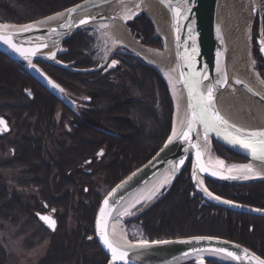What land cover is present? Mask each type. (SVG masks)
<instances>
[{"label": "trees", "instance_id": "obj_1", "mask_svg": "<svg viewBox=\"0 0 264 264\" xmlns=\"http://www.w3.org/2000/svg\"><path fill=\"white\" fill-rule=\"evenodd\" d=\"M80 1L82 0H0V23L32 22ZM128 26L135 38L141 40L143 44L162 49V40L156 36L152 22L145 14L135 18ZM91 44L92 37L88 36L86 31L77 32L64 41V52L58 60L73 61L75 67L82 69L95 67L97 62L93 57ZM124 57L120 67L113 71L116 74L115 78L111 79L102 72L73 74L54 66L50 67L51 74L61 78L64 84L82 86L91 95L93 106H96L93 112L96 116L93 121L99 126L114 131L124 140L125 144L118 146V149L120 147L122 149L118 154L120 157L114 160L115 165L105 169L107 182L110 185L119 182L121 178L147 162L163 145L173 123L174 107L165 81L139 57L133 55ZM19 67L0 54V89L4 97H10L6 92H9L8 89L13 88V85L24 87L31 82L26 74L20 73ZM260 76L264 80V74ZM17 93L18 99L26 98L21 90ZM116 144L119 145L118 142ZM89 155L88 151L83 149L71 154L65 166L61 163V177L69 181V177L76 174L75 165ZM211 155L224 160L227 164L246 162L244 158L215 142L212 144ZM17 156L18 165L24 167L19 177V180L23 181L28 177L27 163L31 162L34 155L22 153ZM189 171L190 161L169 190L162 191L149 202L140 205L134 215L124 219V223L127 226L132 223L139 225L138 227L149 240L196 235L228 239L247 247L264 259V218L202 204L199 196L192 193ZM203 181L205 186L217 196L235 203L264 209V181L241 186L221 185L207 179ZM66 184L63 188L68 191L71 186ZM48 189L49 185H45L44 192L42 191L39 197L32 196V201L29 202V197L23 199L19 195L9 196L0 187V221L15 223L23 233L25 228L32 229V233L30 232L26 238L27 241L45 239V237L51 240L49 253L52 255L56 251L57 254L37 264H106L107 258L94 239L93 227L96 208L101 197L97 195V198L91 200L92 196L89 195L93 194L92 187L88 186V190L84 191V187L81 186L79 194L83 198L79 203H75L72 198H68L66 192V198L61 201V210L72 213V222L69 223L71 230L67 231L65 228L69 225L64 219L58 218L57 230L51 233L33 213L35 207H42V201L50 203L51 197L45 193ZM61 242L65 243V247L67 246V250L62 251L64 253L62 259ZM4 255L5 253L0 249V264H10L5 261ZM92 259L97 262H91ZM208 260L211 261L207 262L209 264H227L212 262L213 259ZM186 263L195 262L178 264Z\"/></svg>", "mask_w": 264, "mask_h": 264}, {"label": "water", "instance_id": "obj_2", "mask_svg": "<svg viewBox=\"0 0 264 264\" xmlns=\"http://www.w3.org/2000/svg\"><path fill=\"white\" fill-rule=\"evenodd\" d=\"M143 1H151L159 6L161 11L164 13V30L166 33V38L169 41L171 53H172V64H171V76L174 82V85L180 87L183 92V106L180 114L178 115V119L175 116V104L173 98L172 103L174 106L173 112V123L172 129L174 126L177 127V130L180 129L179 121L184 119L185 114L187 112V104H188V95L187 90L184 88L182 83H177L181 79L180 73H187L189 69L186 66V63L181 59V57L187 52V54H192V47L195 46L196 53L194 55L195 64L193 68L197 71H206L209 80H206L204 83L207 84L210 81H215L216 79H220L223 81L224 73L227 75V83L223 84L220 87H217L215 90V105L216 109L220 112V114L228 120L229 124H235L237 127L244 128L247 130H257L264 129V122H244L238 121L233 116L229 115L224 106L220 102V95L223 93L228 86L235 87L242 92L246 93L253 100L258 102L260 105L264 106V94L250 85L240 74L231 69L228 62V41L226 38V30L221 20L219 4L221 0H190L189 7L191 8V12L188 15L187 19H182L179 17L174 18L173 8H175L179 2V0H94V5L89 4L87 8L80 9L77 12L72 13L70 16L66 9L74 7L77 4H84L85 0H82L74 5L66 7L58 12H63L64 15L56 20L48 21L46 24L37 25L33 29L28 32H20L19 28L22 25L34 23L37 21L44 20L49 16H53L58 13L55 12L43 18L37 19L32 22H27L24 24H5L10 27L8 29H3L5 32H13L17 33V35L13 36V42L17 43L18 46H22L27 49H31L37 47L40 44L47 45L46 47H41L37 51L36 55L31 57V62L40 69L47 78H50L56 84L59 85L53 78H51L47 73H45L38 65L37 62H41L44 64H48L59 69H63L69 71L71 73H90L93 71H97L100 68L96 69H76L73 67L72 63H63L58 61V57L64 52L63 43L73 34L93 28L98 26L99 24L106 22L117 21L123 27H125L131 36L138 42L142 49H154L151 48L141 42V40L136 39L135 36L131 33L128 24L132 22L135 18L139 17L142 14H145L153 26L156 27L153 19L147 14V12L139 9L136 5H141ZM245 4H248L249 0H242ZM251 2V10H250V24L248 26V36H249V44L251 49L253 47L252 44V29L254 25L255 18L259 11V0H250ZM171 5V7L169 6ZM131 18L125 20L126 14H133ZM94 16L95 20L90 21L87 26L78 27V22L80 19ZM69 23L71 27L61 28V24ZM189 25H191V36L195 38L194 42L189 38ZM57 29L56 33L50 32V29ZM157 29V27H156ZM178 29V31H177ZM158 30V29H157ZM159 33V32H158ZM177 36L180 37L179 41L177 40ZM162 40V44L165 42V37L163 35L158 34ZM260 44V41H258ZM125 50L131 52L136 57L141 58L144 62H146L150 67H152L161 77V73L157 70L156 67L152 66L147 62L144 58H142L139 54L135 53L131 49L121 46ZM263 47L261 46V49ZM159 51V49H154ZM52 53H55V57H52ZM261 53L264 57V51L261 50ZM0 54L5 56L7 59L18 64L27 74H29L41 87H43L52 97L56 100L61 101L66 106H71V100L66 96V91L64 88L63 92H60L59 89L53 88L49 83L45 76H42L39 72L35 71L33 68L29 66L27 60H25L18 52L14 51L9 45L0 41ZM221 69V72L218 73L217 69ZM162 79L166 82V80L162 77ZM236 81H242V83H237ZM251 89V90H249ZM256 93H259L257 95ZM172 129L169 136L172 134ZM199 133V137L197 136ZM168 136V137H169ZM168 137L163 143V145L156 151V153L143 165L129 173L126 177L117 182L103 197L101 200L94 217V237L97 242V245L101 252L107 258V263L109 264L111 260V253L107 249V247L103 244L100 236V232L97 228V220L100 218V208L103 207V201L106 197H108V193L112 192L113 189H117V186L121 187L117 189V193L114 197L109 198L110 205L113 204L114 200H119L120 196H123V200L120 201L119 204H116L113 207V217L120 209V207L130 198L132 195L140 193L144 190H147L149 187L158 183L159 189L154 197L162 193V191H167L173 185L175 180L180 176L187 163L190 161V171H189V180L192 187V193L197 194L206 205H213L222 209H225L230 212L245 214L250 216H256L264 218V209L247 206L240 203L227 204L223 201L227 200L222 198L221 200H216L213 197L208 196L204 192L205 184L202 186H198V181L200 179H207L217 184L227 185V186H241L248 184H255L264 181V172L260 174H255V170L253 173H245L249 178L243 179H229L225 178L229 176L227 172V165L225 163V169L222 170V175L213 176L211 172L215 170V160L217 158L212 157L211 150L213 142L222 146L223 148L233 152L234 154L244 158L247 163H251L253 168L255 165L258 167L264 168V161L253 160L250 153L241 148L238 145L229 144L223 136H218L215 132L209 133L208 143L205 145L203 140V130L202 126H197L195 132L191 134V143H186L183 139H178L170 144L167 148H165V144L168 141ZM191 144H198L199 150L201 151L200 160L205 165H210L208 172H201L197 165V149L193 148ZM164 149V151H161ZM159 153V155H157ZM183 159L184 163L182 165L179 164V161ZM169 162L176 163L178 165V170L173 175L172 173V165ZM195 172L196 179L193 178V173ZM135 174V175H134ZM232 175H236V173H232ZM131 177V179H129ZM169 179V183L165 184L163 187H160L161 182L165 179ZM127 181V183H125ZM204 182V181H203ZM207 188V187H206ZM208 189V188H207ZM209 192H211L208 189ZM214 194V193H213ZM216 195V194H214ZM217 196V195H216ZM153 197V198H154ZM152 198V199H153ZM151 199V200H152ZM150 201V200H148ZM144 202V201H143ZM259 210V211H258ZM41 216H50L48 214H38V219L43 223V225L51 232H55L58 224L56 219L51 217L56 222L55 229L51 228L45 221L41 220ZM113 218L110 217L108 219V223L106 226L107 232L109 234V238L112 239L116 243L124 244L126 241H117L113 239L110 235V225ZM202 236V235H196ZM194 236L181 237L175 239H161V240H169V241H178L184 239H190ZM213 237L212 240H203L199 242H194L192 245L181 244V243H170V244H160V245H152L149 248L142 250H134L135 258L131 260V264H178L184 261H194L196 264H200L203 261L205 264L206 259L218 260L220 262H224L227 264H249L248 260H240L237 261L228 257L226 254H217L212 251H208V249L224 247L231 251L237 252V254L242 255L241 249L247 248L239 243L233 242L228 239ZM159 241V240H154ZM151 243V241H149ZM239 245L240 248H236L235 246ZM195 247L200 249V253L197 255L195 253H190L188 256H184L183 253L189 251L190 248ZM248 249V248H247ZM250 253H255L248 249ZM256 254V253H255ZM133 254H130L132 256ZM257 255V254H256ZM259 256V255H257ZM263 259V258H262ZM251 264H255V261H251Z\"/></svg>", "mask_w": 264, "mask_h": 264}, {"label": "flooded vegetation", "instance_id": "obj_3", "mask_svg": "<svg viewBox=\"0 0 264 264\" xmlns=\"http://www.w3.org/2000/svg\"><path fill=\"white\" fill-rule=\"evenodd\" d=\"M252 30V54L255 61V68L258 74H264V57L261 53V46L264 48V44L261 43V41H264V0H261ZM86 33L92 37L93 41V35L89 31H86ZM258 41H260V44ZM127 55L131 54L117 51L110 54L102 62L97 59L96 53L94 52L93 57L97 65L91 69H100L90 73L102 72L109 79L115 78L116 74L113 71L120 67L121 61ZM112 60H116L118 63L112 67H108ZM61 62L72 63L74 68L82 69L75 67L73 61H64L61 59ZM37 65L64 88L66 96L71 100L72 104L69 107L61 103V101L56 100L29 74L19 67L20 73L26 74L31 82L24 87L17 84L13 85V88L8 89L9 92H6L10 94L9 98L4 97L0 89V117H3L7 122V130L0 131V170H17L22 175V169L24 167L20 164L18 165L17 155L22 153L33 154L34 157H32L31 162H28L26 166L28 177L23 179V181L17 178L14 180V184L30 191L31 194L28 196L29 202L32 201V196L39 197L43 191V187L49 185V189L45 193L52 198V201L49 204L42 201V207H35L33 213L36 218H38V214H48L57 221L58 218L63 217L61 216V199L66 193L63 190L64 184L66 183H68L66 185L71 186L67 192L70 194L73 193L70 195V199L72 198L71 200L75 203H79L83 198L79 194L81 186L84 187V191L88 190V186L92 187L93 194L89 195L92 196L91 200L98 196L101 197V200L103 199L109 189L116 184H108L105 169L112 168L111 166L115 165L114 160L116 157H120L118 154L122 149L121 147L118 149V146H122L125 143L114 131L99 126L93 121L96 116L93 115L96 106H93L91 95L82 86H68L61 82V78L51 74L50 67L52 66L40 62H37ZM18 90H21L26 98L22 97L18 99ZM29 92L31 95H29ZM107 121H109V118ZM101 143L102 145H100ZM82 149L87 150L90 155L75 165L76 174L69 177V181H66L65 178L61 177V163L65 166L67 158H70L71 154H75ZM101 150H103L102 155H100ZM98 176L103 181V193L97 190ZM72 187H74V190L71 189ZM61 188H63L62 192L60 191ZM9 196H12V194H9ZM58 201L60 202L56 203ZM201 202L206 205L202 199ZM52 203L56 204L52 205ZM66 214L72 217L71 212ZM124 225L126 224L124 223ZM129 226H136L141 232V238L138 241L149 239L138 227L139 225L132 223ZM91 262H97V260L92 259ZM184 262L194 261L189 260ZM207 262L211 261L206 259L205 264H209ZM212 262L220 261L214 260Z\"/></svg>", "mask_w": 264, "mask_h": 264}, {"label": "snow or ice", "instance_id": "obj_4", "mask_svg": "<svg viewBox=\"0 0 264 264\" xmlns=\"http://www.w3.org/2000/svg\"><path fill=\"white\" fill-rule=\"evenodd\" d=\"M107 2V0H105ZM163 2V0H162ZM89 4L94 5V0H85L84 4H77L74 7L68 8L65 10L69 14V16L77 12L80 9H85ZM190 0H179L177 6L173 8L174 12V18L179 17L182 19H187L188 15L191 12V8L189 7ZM171 7V5H169ZM137 8L140 7V5H136ZM64 15L63 12H58L54 14L53 16H49L45 18L44 20L37 21L30 24H25L20 26L19 31L20 32H28L34 27H36L38 24L43 25L46 24L48 21L56 20ZM131 15L133 14H126L125 20L128 18H131ZM95 20L94 16L86 17L83 19H80L78 22V27L81 26H87L90 21ZM10 27L5 24H0V41L4 42L5 44L9 45L14 51L18 52L25 60L28 61L29 66L33 68L35 71L39 72L42 76H45V74L37 68L35 64L31 62V57L35 56L39 48L46 47L45 44H40L37 47L27 49L22 46H18L17 43L13 42V36L17 35V33L13 32H5L2 31L3 29H8ZM61 28H67L71 27V24L65 23L60 25ZM178 31V29H177ZM50 32L56 33L57 29L52 28L50 29ZM189 38L195 40L193 36H191V25H189ZM180 37L177 36V40L179 41ZM262 44H264V41H261ZM264 51V48L261 49ZM108 51H105V56L108 55ZM195 46L192 47V54L189 55L187 52L181 57V59L186 63L187 68L189 71L187 73L181 72L180 77L181 79L177 81V83H182L184 88L187 90L188 95V104H187V112L185 114L184 119H181L179 121L180 129L177 130V127L174 126L172 129V134L168 137V141L165 144V148H167L170 144H172L174 141L178 139H183L186 143H191V134L196 131L197 126H202L203 130V140L204 144L206 145L208 143V137L209 133L215 132L218 136H223V138L231 145H238L241 148L247 150L253 160L258 161H264V129H257V130H247L244 128L237 127L235 124H229L228 120H226L220 112L216 109L215 105V90L217 87L222 86L223 84L227 83V75L224 73V79L221 81L220 79H216L215 81H210L209 83L205 84L204 82L206 80H209V77L206 74V71H197L193 68V65L195 64L194 55L196 53ZM52 57H55V53L51 54ZM118 61L112 60L111 64L108 65V67H112L115 64H117ZM218 73L221 72V69H217ZM45 78L48 80V83L56 89H59L60 92H63L64 90L60 87V85L56 84L54 81H52L50 78ZM237 83H242V81H236ZM251 90V89H249ZM259 95V93H256ZM29 95L31 93L29 92ZM179 111V108L177 109ZM7 130V122L4 120L3 117H0V131ZM197 136L199 137V133H197ZM193 148L197 149L196 156H197V165H194V167L198 166L199 170L201 172H208L210 165H205L203 162H201V151L199 150L198 144H191ZM161 151H164V149H161ZM103 154V150H101L100 155ZM159 155V153L157 154ZM172 165V173L173 175L178 170V165L173 162H169ZM184 163V160L181 159L179 161V164L182 165ZM225 169V161L222 159L217 158L215 160V170L211 172L213 176L222 175V170ZM227 172L229 173V176L225 178L229 179H238L243 178L247 179L249 178L245 173H253L254 168L251 163L247 164H233L230 166H227ZM232 173H236V175H232ZM135 175V174H134ZM193 178L196 179L195 172L193 173ZM131 179V177H129ZM169 179L165 178L161 184L160 187H163L165 184L169 183ZM127 183V181H125ZM203 180L200 179L198 181V186L203 185ZM121 186L118 185L117 189H119ZM117 189H113L112 192L108 193V197H106L103 201V207L100 208V218L97 220V228L100 232L101 240L103 244L107 247V249L111 253V260L109 264H131V260L135 258V252L134 250H142L151 247L152 245H160V244H170V243H181V244H188L192 245L194 242H199L203 240H212L213 237L210 236H194L190 239H184V240H178V241H169V240H159V241H151V243L147 240H140L138 242H130L126 241L124 244L116 243L112 239L109 238V234L107 232L106 226L108 223V219L112 217L113 219L117 217H113V207H115L116 204H119L120 201H122L124 198L123 196L119 197V200H114L113 204L110 205L109 198L114 197L117 193ZM204 192L210 196L213 197L216 200H221L222 198L220 196L214 195L212 192H209L206 187H204ZM158 189H154L149 195L144 196L141 195L139 198L135 200L134 203L128 204L127 207L123 209V211L118 212V216H131L134 215V212L132 211L136 205H140L143 201L151 200L157 193ZM227 204H233V201L225 200L223 201ZM259 211V210H258ZM41 220L45 221L51 228L55 229L56 222L53 220L50 216H41ZM91 239V237H89ZM236 248H240L239 245L235 246ZM200 249L192 247L189 249V251H186L183 253L184 256H188L190 253L199 254ZM208 251H212L217 254H226L228 257L235 259L237 261L240 260H248L249 264H251V261H255V264H264V259H262L260 256H257L255 253H250L247 248L241 249V253L237 254L235 251H231L224 247L219 248H212L208 249ZM130 254H133L130 256ZM200 264H203V261L200 262Z\"/></svg>", "mask_w": 264, "mask_h": 264}, {"label": "bare ground", "instance_id": "obj_5", "mask_svg": "<svg viewBox=\"0 0 264 264\" xmlns=\"http://www.w3.org/2000/svg\"><path fill=\"white\" fill-rule=\"evenodd\" d=\"M139 9L147 12L153 19L160 35L165 37L164 48L157 51L154 49H142L138 42L131 36L129 31L119 22H106L98 26L106 30L108 38L113 41L114 46H124L139 54L149 64L156 67L166 80L171 96L175 104V116L178 119L183 106V92L180 87L174 85L171 76L172 53L166 33L164 30V13L159 6L151 1H143ZM220 16L226 30L228 41V62L232 70L240 74L250 85L264 94V82L258 77L251 65L249 54L250 44L248 26L250 24L251 2L245 4L242 0H221L219 4ZM220 102L229 115L238 121L264 122V106L249 97L241 90L228 86L220 95ZM179 108V111L177 110ZM255 174L264 172V168L254 166ZM159 183V182H158ZM155 183L147 190L132 195L120 207L115 214V219L110 225V235L117 241H125V232L119 220V211H123L130 203H134L141 195L147 196L154 189H159Z\"/></svg>", "mask_w": 264, "mask_h": 264}, {"label": "rangeland", "instance_id": "obj_6", "mask_svg": "<svg viewBox=\"0 0 264 264\" xmlns=\"http://www.w3.org/2000/svg\"><path fill=\"white\" fill-rule=\"evenodd\" d=\"M258 4L260 7L261 0H259ZM155 33H156V36L159 34L156 27H155ZM90 34L93 35L94 37L92 44H91V49H93V51L96 53V57L99 61H102V62L105 61L106 58H108L110 54H112L115 51L123 52L124 48L121 46H114L113 41L110 38H108L106 30L100 28L99 26L93 27L92 30L90 31ZM163 48H164V44H162V49ZM106 50H110L108 51L107 56H105ZM249 54H250V59H251V65L254 71L258 73L255 68V61L253 58L251 46L249 49ZM258 77L262 80L261 76L258 75ZM262 81L264 82V80ZM167 87L169 88L168 84H167ZM19 177H21V174H19V171L17 170H12V169L0 170V183H1L0 187L3 190H5L8 194L17 195V196L19 195L21 198L24 199V197H28L31 193L24 187H18L14 184V180H16ZM98 177L99 178L97 179V184H98L97 190L103 193V190H104L103 181L100 176ZM62 189L63 188H61L60 190L61 192H62ZM71 189L74 190V187H72ZM72 194L68 193L67 195L68 198ZM64 198H66V196H64L61 199V201H63ZM51 201H52V198H50V202ZM59 202L60 201L56 203H59ZM146 202H148V200L142 202L141 204L143 205ZM140 205H136V207L132 211H135ZM61 216H63L62 219L65 220V223L67 225H69V223L72 222L70 215L69 214L67 215L66 212L63 210H61ZM125 217L126 216H123L119 220L121 227L124 229V232H125V241L136 242L141 238V232L138 230L136 226L128 227L124 225ZM20 218L22 219V217ZM19 223L23 224L22 221H19ZM21 228H23V226H21ZM65 229L67 231H70L71 225H69ZM24 230H25L24 231L25 233H23L22 232L23 230L21 231L19 226L16 225L15 223L0 221V249L3 251V253H5L4 256H5L6 262H9L10 264H37V262H40L41 260H44L45 258L49 256L57 254V252L54 251L53 252L54 254L50 255L49 252L51 250V247H50L51 240L49 238L45 237V239H40V238L39 239H29L30 241H27L26 238L32 229L30 230V228H25ZM63 250H67V246L65 247V243L61 242V259L64 256V253L62 252ZM70 253L71 251L69 252V254Z\"/></svg>", "mask_w": 264, "mask_h": 264}]
</instances>
